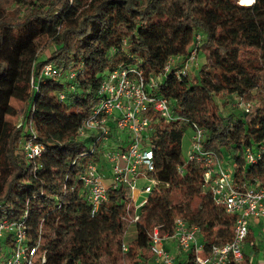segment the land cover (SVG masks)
<instances>
[{
  "label": "trees",
  "instance_id": "obj_1",
  "mask_svg": "<svg viewBox=\"0 0 264 264\" xmlns=\"http://www.w3.org/2000/svg\"><path fill=\"white\" fill-rule=\"evenodd\" d=\"M197 32L198 50L209 52L211 63L178 77L177 61L158 81L154 92L170 100L175 117L153 119L156 166L149 175L159 183L124 250L130 187L107 181L109 198L92 213L78 174L100 154L78 126L99 102L108 71L136 65L148 80L156 77L170 56L190 52ZM47 63L76 75L43 77ZM233 94L241 108L225 112ZM12 97L26 102L21 124L7 118L17 114ZM193 123L205 130L204 149L231 157L237 181L264 179V152L254 164L244 158L245 148L264 147V0H0V219L28 212L30 242L40 239L46 264H154L149 232L154 225L173 232L177 217L197 224L207 244L229 241L236 215L209 195L202 163L182 153ZM31 137L44 146L36 161L22 147Z\"/></svg>",
  "mask_w": 264,
  "mask_h": 264
},
{
  "label": "built area",
  "instance_id": "obj_2",
  "mask_svg": "<svg viewBox=\"0 0 264 264\" xmlns=\"http://www.w3.org/2000/svg\"><path fill=\"white\" fill-rule=\"evenodd\" d=\"M238 1L244 4L242 0ZM250 1V4L244 5L255 3V0ZM194 38V46L188 54L170 56L162 71L149 80L136 65L122 64L108 71L100 84L99 102L77 129L81 136L90 138L92 152L104 155L110 183L113 186L127 184L130 187L132 202L128 208L133 211L134 222L140 220L148 194L159 183L149 175L156 166V145L151 138L154 129L152 122L158 118L172 120L175 117L170 100L154 91L158 88V81L177 61H183L176 70L178 77L192 68L202 33L197 32ZM63 75L71 78L76 72L53 63L45 64L41 72L43 77ZM31 83L34 88L39 87L33 78ZM60 97L64 98V95L60 94ZM248 105L249 103L246 104ZM192 126L193 135L188 158L185 160L202 163L203 179L209 195L227 213L236 215L232 238L223 243L207 244L202 239L197 224L177 217L173 232L163 233L160 225H154L149 232V247L154 264H242L246 259L249 264H264V179L253 183L237 181L228 158L223 163L213 151L203 148L204 128L197 123ZM22 147L26 156L34 161L44 150L43 144L34 137L25 140ZM263 152L264 147L257 150L245 148L246 164L256 163ZM178 169L181 173L184 172L183 167L179 166ZM78 179L81 192L94 213L108 200L109 191L105 176L93 158L86 160ZM140 179L145 184L141 189H136ZM141 195L146 196L138 200ZM27 214L25 212L21 219H0V244L11 247L9 255L4 258L2 256L3 264L47 262V250L40 248V239L35 244L30 242L25 219ZM251 234L253 240L250 238ZM127 248L124 242L123 249Z\"/></svg>",
  "mask_w": 264,
  "mask_h": 264
},
{
  "label": "rangeland",
  "instance_id": "obj_3",
  "mask_svg": "<svg viewBox=\"0 0 264 264\" xmlns=\"http://www.w3.org/2000/svg\"><path fill=\"white\" fill-rule=\"evenodd\" d=\"M240 3V1H238ZM242 2L244 4H247V1L242 0ZM242 4V3H240ZM243 4V5H244ZM40 42H43L45 40V37L42 36L40 38ZM211 63V58L209 55V52H200L198 50L196 56L193 59V64H192V68L194 71H199L201 69H203V64L204 63ZM229 98V103L227 104V106L225 107V112H230V111H239L241 108V99L239 97H237L236 94L231 95ZM10 102L12 105H14L16 107L17 110V114L13 115V116H7V118L13 122L14 124H21L22 122H24V113L26 110V102L25 101H20L16 98H11ZM199 106L204 107V103L200 102ZM57 117H62L61 115H55V119H57ZM59 119V118H58ZM53 120V121H54ZM57 122V121H56ZM193 135V131L191 128L189 127H185V131L183 134V138H182V153L184 158H188V152L190 149V143H191V138ZM216 158H218V156L216 155ZM228 158V161L231 162L232 159L229 155H226V157L224 158H218V160L222 161L223 163L226 162ZM102 163L106 164L105 162V158L104 155L101 153L100 154V158L97 160V164L98 166H100ZM232 163V162H231ZM233 165V164H232ZM105 176V181H109V170L106 167L105 168V172L103 173ZM110 182V181H109ZM143 184H145V182L143 183V179H140L139 182L136 185V189H141ZM131 190V189H130ZM133 196H135V194H133ZM146 195H141V197L138 200H141L142 198H144ZM132 216H133V211L128 215V217L125 218V230H124V242L125 244H128V242L130 241L131 237L135 234L136 232V222H134L132 220ZM256 228L258 229V227L256 226ZM0 262L3 264V260H2V256L3 258L6 255H9V252L11 250V247L9 245H1L0 244ZM175 248H173L174 250ZM3 253H5V255H3ZM124 264H134V263H129L128 259L125 260Z\"/></svg>",
  "mask_w": 264,
  "mask_h": 264
}]
</instances>
